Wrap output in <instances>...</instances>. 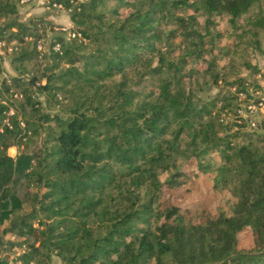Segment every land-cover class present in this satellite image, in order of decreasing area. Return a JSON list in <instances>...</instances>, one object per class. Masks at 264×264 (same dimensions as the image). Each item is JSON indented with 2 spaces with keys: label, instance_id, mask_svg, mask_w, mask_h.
<instances>
[{
  "label": "trees",
  "instance_id": "obj_1",
  "mask_svg": "<svg viewBox=\"0 0 264 264\" xmlns=\"http://www.w3.org/2000/svg\"><path fill=\"white\" fill-rule=\"evenodd\" d=\"M20 1L0 0V41L18 43L9 55L16 76L0 56V264L16 248L14 264H264V137L234 122L235 94L247 85L216 71L221 34L210 30L214 16L235 25L264 0L64 2L76 29L67 38L51 27L47 54L39 28L49 23L21 22ZM109 1L116 6L106 10ZM247 20L264 31L260 13ZM163 45L178 55L170 59ZM188 63L235 92L196 99L185 90ZM147 79L154 88L144 94L137 86ZM13 147L25 149L14 158ZM201 175L235 198L230 216L174 203ZM245 231L247 250L239 248Z\"/></svg>",
  "mask_w": 264,
  "mask_h": 264
},
{
  "label": "rangeland",
  "instance_id": "obj_2",
  "mask_svg": "<svg viewBox=\"0 0 264 264\" xmlns=\"http://www.w3.org/2000/svg\"><path fill=\"white\" fill-rule=\"evenodd\" d=\"M22 1V0H21ZM18 3V18L21 22L26 24L30 23L33 20L42 19L44 23L49 25L46 26V32L43 31L42 26H40L41 33V46L40 51L47 54L50 49V37L55 35L52 32L51 27H55L54 32H58V28L64 27L68 31L66 37H70V31L76 29L74 24L71 21V15L69 12L65 11H56L45 9L42 5H39L38 0H34L27 3ZM116 4L112 1H109L106 4V10L113 9ZM257 13H260L264 16V1L258 6L253 7L249 14L236 21L235 25L231 23L230 19L226 15L217 16L211 18L214 21V26L210 28L213 31V34L219 32L221 34V39H216L214 42L215 47L213 55L215 57L216 63L218 65L216 71L221 75H224L227 83H232L238 78L244 80L245 83L250 85V93L252 91H259L264 97V31L257 30L252 28L248 24L249 17H255ZM189 15L193 14L192 11H188ZM206 17L199 16L198 21L201 26L205 24ZM52 24V25H51ZM180 39H175L174 44L178 43ZM9 47H12L10 45ZM163 50L166 53L167 57L173 59L178 55V48H174V52L171 54V49L163 45ZM172 48V47H171ZM23 49V47H22ZM0 55L3 57V69L4 73L11 74L16 76L18 73L11 65V56L5 55V52L2 51ZM211 57L208 56V59ZM253 65L257 69V73L249 69L247 65ZM153 65H156V61L153 60ZM28 68L31 72L35 73L39 70L38 63L32 62L28 63ZM193 69L195 72L189 76L188 72ZM259 71V72H258ZM133 73H129L128 77L133 78ZM119 78V77H118ZM213 75L204 73V66H196L194 63H188L186 67V77H185V90L190 91L196 96V99L206 100L213 97L217 93L220 95L227 96L231 93H234L235 89L233 87L225 85V81L221 80L217 86L212 82ZM258 88H254V87ZM152 88H154V79L145 80L137 89L142 93H148ZM156 91V90H155ZM245 98V97H244ZM246 100V99H245ZM45 110L48 113L56 114L59 113L60 109L56 107H49L46 105L45 101ZM61 115L63 109L61 108ZM261 112L258 114V125L257 128L252 131L243 130L246 133H253L264 137V127H260L261 119L264 118V108L260 109ZM263 124V123H262ZM261 124V125H262ZM256 137H253L255 140ZM248 140H238V143H246ZM41 140L36 139L33 144H31L28 149L32 151L40 145ZM255 142V141H253ZM248 143V142H247ZM264 147V142L260 145ZM25 147H22L20 150L13 147L9 150V154L12 157H17L22 152ZM214 163H219L220 159L218 154L211 155ZM166 178V175L163 174L160 176V180L163 181ZM212 176L210 175H201L196 186L192 188L190 193L183 194L181 190H177L173 193V201L175 204L182 206L184 208L193 209L199 205L205 204L208 206L210 211L214 212L216 210L223 211L227 216L232 214V209L235 205V198L226 190L215 191L212 188ZM9 237V236H8ZM252 247V238L249 231H245L239 236V248L249 249ZM23 253V249L16 248L11 252L4 253L1 256V259L8 261L9 264H14L17 258ZM49 264H61V261L57 257H53L52 261Z\"/></svg>",
  "mask_w": 264,
  "mask_h": 264
},
{
  "label": "built area",
  "instance_id": "obj_3",
  "mask_svg": "<svg viewBox=\"0 0 264 264\" xmlns=\"http://www.w3.org/2000/svg\"><path fill=\"white\" fill-rule=\"evenodd\" d=\"M31 1H34V0H22L21 2L27 3ZM38 1H39V5H42L45 9L47 8L48 10H56L58 12L59 11H65V12L71 11V10H68V11L66 10V6L64 2H71L75 6H78L80 3L85 2V0H78V1H75V0H38ZM57 30L61 32L68 31L64 27L58 28ZM73 36L75 37L76 35L73 34ZM10 45H12V47H9ZM39 49H41L40 45H39ZM17 50H18V43L16 41H13L12 43H7L6 41H0V53L4 51L5 55L6 53L7 55H11ZM55 50L59 51L60 46L57 45L55 47ZM246 85H247L246 92H240V93L235 94L237 96L238 106L235 112L236 116H234L233 119H234V122L238 124V126H241V131L243 130L252 131L253 129L257 128V125L259 123L258 114L261 112L260 109L264 108V97L257 90L256 91L251 90V93H250V86H248V83H246ZM0 104H6V103L0 98ZM11 114H13V112H11ZM263 122H264V118L261 119V124ZM31 264H36V263L32 262Z\"/></svg>",
  "mask_w": 264,
  "mask_h": 264
}]
</instances>
